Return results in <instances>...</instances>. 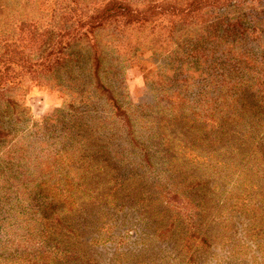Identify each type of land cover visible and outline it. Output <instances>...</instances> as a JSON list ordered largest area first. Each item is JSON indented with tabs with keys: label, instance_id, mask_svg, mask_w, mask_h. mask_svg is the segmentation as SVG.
<instances>
[{
	"label": "trees",
	"instance_id": "obj_1",
	"mask_svg": "<svg viewBox=\"0 0 264 264\" xmlns=\"http://www.w3.org/2000/svg\"><path fill=\"white\" fill-rule=\"evenodd\" d=\"M45 1L0 0V264H97L48 235L99 241L139 168L161 181L135 202L171 264H195L200 244L264 256V0ZM131 68L154 93L132 110L116 94ZM35 85L63 101L29 125Z\"/></svg>",
	"mask_w": 264,
	"mask_h": 264
},
{
	"label": "rangeland",
	"instance_id": "obj_2",
	"mask_svg": "<svg viewBox=\"0 0 264 264\" xmlns=\"http://www.w3.org/2000/svg\"><path fill=\"white\" fill-rule=\"evenodd\" d=\"M47 2L48 4L51 3V1L37 0L38 10L47 11ZM149 52L150 51H147L146 55H149ZM152 61H154L155 64L161 63V60L156 58H153ZM116 94L119 97V102L122 107L131 110L135 106L154 102L153 90L146 87L142 72L136 68L126 70L124 74V88H117ZM62 101V96L55 90H50L46 86H32L26 97V104L29 106L30 113L33 116L29 121V125L33 120L35 121V119L38 120L40 117L58 113ZM100 113L104 116V113L101 111ZM40 121L41 120L39 119V122ZM92 121L96 122L97 119ZM84 122L86 123V120H84ZM104 122H109L108 118L105 119ZM91 124L95 127L94 123ZM28 133L26 135L28 140L33 142L32 146L39 147V143L43 141V139L38 137L39 134H35L36 136H34L33 133ZM49 142H52V140L49 139ZM124 153L125 155H129V150H126ZM130 158L134 159V156L131 155ZM138 172L144 176V183L135 181L136 184L133 186L137 187V189L134 187H132L133 191L124 189L120 193L122 199L118 201V203L122 202V204L117 205L115 201L110 199L104 204L105 206L103 210H106L107 212L105 218L108 220L106 221L108 223L103 229L99 230L101 233L99 236H102L99 241H89L91 237H98V233L94 230L91 232L84 231L85 233L83 236L78 239L73 235H63L62 232L53 230V233L48 235L50 238L47 236L48 239L46 237L45 240L47 239L50 243L52 240H58L62 237V241L67 243L68 248L74 249V246L79 245L97 264H171L173 261L172 256L169 257L171 252L169 251L170 247L168 246L170 244L164 246V242H160L157 238L152 236V233L155 230L154 223L147 219L143 220L145 219V216L142 213V206L145 203L135 202L138 198V190L139 192L147 190V192L151 194V198H156V194L160 190L161 181L155 175L149 173L143 174L144 172L141 168L138 169ZM128 182L130 181H127L126 183ZM99 201V199L95 200L94 205H90L87 202L85 203L86 208L92 210V217H97V211L100 209L97 207ZM89 206H93V208H90ZM66 219L73 224L70 216H67ZM24 232L25 230L19 232L14 231L12 234L13 239L20 237ZM34 241L37 240L29 242L23 241V244H20L19 246L18 242L15 241L13 248H16L17 251H14V253L16 255L20 253V249H22L24 244H27L28 248H30L29 252L31 253L33 250L32 248L36 246ZM47 241H45V244ZM262 249L264 250V246ZM61 254H54L50 264H64L65 261L60 259ZM156 254L160 257L155 256ZM16 255H14V257H16ZM240 255L241 254L238 253L233 257L228 256L225 252V248H221L217 243L208 248L200 244L197 248V261L195 264H264V256H261L262 254H259L260 256H257L255 260L254 255H257L256 252L250 251L246 258L247 261L245 262L238 260L237 257ZM69 264L74 263L71 262Z\"/></svg>",
	"mask_w": 264,
	"mask_h": 264
}]
</instances>
